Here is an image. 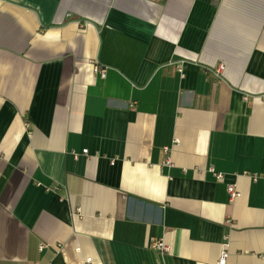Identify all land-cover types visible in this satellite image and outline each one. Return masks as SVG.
<instances>
[{"label": "crops", "instance_id": "1", "mask_svg": "<svg viewBox=\"0 0 264 264\" xmlns=\"http://www.w3.org/2000/svg\"><path fill=\"white\" fill-rule=\"evenodd\" d=\"M223 251L264 264V0H0V264Z\"/></svg>", "mask_w": 264, "mask_h": 264}, {"label": "built area", "instance_id": "2", "mask_svg": "<svg viewBox=\"0 0 264 264\" xmlns=\"http://www.w3.org/2000/svg\"><path fill=\"white\" fill-rule=\"evenodd\" d=\"M223 69L222 65H219L217 68V73H219L220 70ZM99 73V75L104 78L105 77V71L101 70V71H97ZM87 151L84 150L83 154H86ZM164 153L168 154V148L164 149ZM165 163L168 164V160H165ZM210 172L213 173V175L215 176L217 181H222L223 180V175L221 173H216L213 169H210ZM257 177L253 176V181H256ZM227 192L229 194V197L231 200H234L235 198H237L239 196V193L237 192V190L235 189V186L233 185H229L227 187ZM43 245H39V249H42ZM149 248L152 250H155L157 252H160L161 254L166 253L168 251V248L161 242V241H152L149 245ZM226 258H227V253H225L224 251L221 253L219 260L217 262V264H225L226 262ZM91 260L90 259H86L84 261L83 264H90Z\"/></svg>", "mask_w": 264, "mask_h": 264}]
</instances>
